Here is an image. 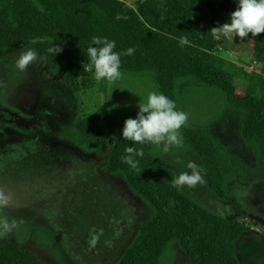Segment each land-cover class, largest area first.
<instances>
[{
	"label": "trees",
	"instance_id": "trees-1",
	"mask_svg": "<svg viewBox=\"0 0 264 264\" xmlns=\"http://www.w3.org/2000/svg\"><path fill=\"white\" fill-rule=\"evenodd\" d=\"M223 2L142 0L134 8L123 0H0V58L31 49L74 92L96 87L107 92L109 82H97L94 71L87 70V48L95 46L92 38H107L115 41L114 52L135 49L131 56L121 55L120 72L152 75L159 93L175 105L179 84L190 82L220 91L238 115L240 139L255 156L257 169L242 164L210 133L186 124L180 129L183 144L198 156L213 195L228 201L235 217L211 211L182 188L173 187L177 174L158 158L163 145L124 140V125L108 102L57 133L87 153L105 156L107 171L122 176L153 208V217L139 225L140 236L125 249L120 264H163L171 242L180 246L189 264H241L236 244L251 226L241 205L230 200L229 183L245 180L255 170L264 174V33L244 38L253 42L252 58L259 70H248L222 56L223 36L213 35L211 29L229 22ZM183 36L188 44L181 45ZM52 46L62 50L53 55L48 52ZM239 80L245 82L241 95ZM126 147L143 148V157H136L137 169L122 162ZM10 175L9 179H17ZM56 177L61 179L48 173V182ZM19 185L17 196L25 188ZM0 264L43 263L26 248L0 241Z\"/></svg>",
	"mask_w": 264,
	"mask_h": 264
},
{
	"label": "rangeland",
	"instance_id": "rangeland-1",
	"mask_svg": "<svg viewBox=\"0 0 264 264\" xmlns=\"http://www.w3.org/2000/svg\"><path fill=\"white\" fill-rule=\"evenodd\" d=\"M123 1L134 8L142 2ZM237 4L238 0H224L226 18L230 19ZM223 42L222 56L248 70L260 69L252 58L251 40L223 36ZM19 56L0 58V188L11 196L10 205L0 208V217L16 225L0 241L26 248L43 264H120L125 249L140 236L139 225L153 217V208L122 176L107 171L105 156L85 155L56 135L105 102L124 125L126 119L136 118L138 105L149 92L159 93L157 83L152 75L121 72V79L109 83L107 92L98 87L74 92L61 74L53 73L40 59L20 71L15 67ZM244 83L237 81L238 95ZM176 106L187 113L186 125L210 133L242 164L257 169L255 156L240 139L238 115L220 91L180 83ZM158 158L177 176L190 171L187 164L191 161L201 168L198 156L184 144L172 146L167 153L160 151ZM48 173L61 179L48 182ZM10 174L17 179H9ZM19 184L31 189L37 202L19 206ZM51 184L56 187L47 189ZM34 188L44 189L41 197ZM182 189L209 210L236 216L228 201L213 195L205 179L194 188ZM229 189L230 200L241 205L247 215L244 220L251 226L236 244L237 256L241 264H264V174L255 170L245 180L236 178ZM161 260L163 264H189L175 242Z\"/></svg>",
	"mask_w": 264,
	"mask_h": 264
},
{
	"label": "clouds",
	"instance_id": "clouds-1",
	"mask_svg": "<svg viewBox=\"0 0 264 264\" xmlns=\"http://www.w3.org/2000/svg\"><path fill=\"white\" fill-rule=\"evenodd\" d=\"M119 19V17H117ZM213 35L219 37L247 38L249 34L256 37L264 33V0H238L237 8L230 14L229 22L223 23L211 29ZM187 36L181 37V45L188 44ZM92 45L87 48L89 63L88 71H94V79L99 82L106 80L114 84L121 79L120 57L121 55H133L135 49L128 48L124 52L117 53L115 41L107 38L93 37ZM61 47H50L49 53L53 55L61 51ZM37 60V53L31 49L23 52L15 62V67L25 71L27 67ZM139 111L136 118H128L124 121L121 135L124 140L133 144L151 143L163 145V151L167 153L172 146L183 147V137L180 129L188 120L187 113L177 110L175 102L164 94L156 91L147 94L146 101L139 103ZM122 162L132 169H137L139 161L136 157H143V148L126 147ZM190 171L180 172L172 181L171 185L176 188H194L203 184L202 168L195 161L187 164ZM11 196L0 188V208L10 205ZM16 227L15 223L0 217V237L5 236Z\"/></svg>",
	"mask_w": 264,
	"mask_h": 264
},
{
	"label": "flooded vegetation",
	"instance_id": "flooded-vegetation-1",
	"mask_svg": "<svg viewBox=\"0 0 264 264\" xmlns=\"http://www.w3.org/2000/svg\"><path fill=\"white\" fill-rule=\"evenodd\" d=\"M61 131V130H60ZM58 133V132H57ZM57 136V135H56ZM58 137V136H57ZM59 138V137H58ZM59 139H62V140H69L76 148L80 149L83 154L85 155H91L92 153H87L85 152L80 146H78L77 144H75L74 142H72L70 139H67V138H59ZM93 155H97V154H93ZM79 160V159H78ZM85 166V165H84ZM86 167V166H85ZM51 185H54V184H51ZM50 185V186H51ZM60 184L57 186V188H59ZM56 185L52 186V187H48L47 189H51V188H55ZM33 188V187H32ZM36 188H34L35 190ZM38 189V188H37ZM29 189L27 187L24 188L23 190V193L20 195V196H17V199L21 202V205L19 206H24L25 204H29L33 201H36L37 202V198L34 194L33 191H31V189L28 191ZM40 191H37L36 193L40 196V194H42V192L44 191V189H39ZM49 191V190H48ZM41 197V196H40Z\"/></svg>",
	"mask_w": 264,
	"mask_h": 264
}]
</instances>
